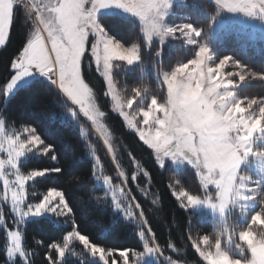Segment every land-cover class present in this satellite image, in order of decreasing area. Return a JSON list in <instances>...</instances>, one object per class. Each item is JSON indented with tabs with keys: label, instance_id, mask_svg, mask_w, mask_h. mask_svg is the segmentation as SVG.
Listing matches in <instances>:
<instances>
[{
	"label": "snow or ice",
	"instance_id": "1",
	"mask_svg": "<svg viewBox=\"0 0 264 264\" xmlns=\"http://www.w3.org/2000/svg\"><path fill=\"white\" fill-rule=\"evenodd\" d=\"M170 3L171 0H0V47L10 39L17 9L23 10L26 23L31 25L18 55L10 61L13 71L0 84V94L7 96L23 77L39 72L72 105L68 111L74 118L79 112L92 122L112 154L115 167L120 169L111 133L103 123L105 112L97 105L93 86L83 70L87 54L89 63L94 62L95 71L106 84L104 96L110 97L112 110L151 150L155 164L163 168L170 158L186 162L194 170L202 194L178 188V180L169 184L182 208L205 205L224 216L238 206L242 214L247 213L246 223L234 225L229 215L212 235L194 236L188 231L186 239L204 264H264V145L257 143L258 137H264V95L242 97L238 92L246 82L264 81V71H254L231 56L214 58L202 42L203 27L191 22L169 23L166 17ZM112 4L139 18V38L144 47L151 48L154 41L163 45L175 38L197 49L191 58L177 63L170 71H157L166 93L163 100L156 95L146 100L149 89L143 85L133 87L129 96H122L118 90L114 77V68L119 67L116 62L130 67L141 62L142 56L140 44L127 46L97 20L98 9ZM210 4L212 20L222 9L239 10L264 20V0H210ZM155 55L157 62H162V48ZM229 66L236 70L226 71ZM80 134L94 161L92 175L104 186L105 197L111 196L114 209L136 222L142 250L106 247L85 234L73 203L57 187H48L38 202H30V197L36 196L30 191L31 183L60 174L63 168L25 170L24 158L33 154L59 165L57 149L35 127L9 130L0 117V204L9 206L14 225L6 224L0 209V227L7 237L6 264H15L16 258L21 264H33L32 252L23 242V225L26 218L45 213L63 218V224L70 228L58 242L45 246L46 264H67V257L76 255L74 244L81 248V264L85 257L98 258L100 264H140L141 258L151 254L163 257L167 264H179L165 254L140 202L123 187L128 181L125 173L119 171L121 183L114 184L113 177L104 173L101 158L83 128ZM128 155L146 178L148 186L137 188L147 197L152 177L131 152ZM250 158L261 164L255 173L241 167ZM131 179H137L136 172ZM36 243L44 245L43 241ZM167 248L177 251L171 241ZM232 248L237 254H233Z\"/></svg>",
	"mask_w": 264,
	"mask_h": 264
},
{
	"label": "trees",
	"instance_id": "2",
	"mask_svg": "<svg viewBox=\"0 0 264 264\" xmlns=\"http://www.w3.org/2000/svg\"><path fill=\"white\" fill-rule=\"evenodd\" d=\"M212 10L213 5L210 4V0H178L172 6L168 21L174 24L191 22L203 27L205 33L201 37L202 42L209 45L216 57L231 56L254 71H264V38L252 37L233 25L218 27L211 34ZM98 20L110 35L126 43L127 46L133 43L141 45V62L130 67L122 62H116L119 67L114 68V77L121 95L129 96L133 87L143 85L149 89L146 100H150L151 95H156L163 100L166 93L157 79V71L160 69L170 71L177 63L186 62L193 56L196 49L175 38H169L163 45L154 41L151 48H146L139 38L142 37L139 22L122 13H103L99 15ZM26 38L27 29L15 15L10 39L6 46L0 48V84L9 78V74L13 71L10 61L18 55ZM161 48L162 62L158 63L155 53ZM83 70L91 86L101 95L104 89L102 79L88 70L85 63ZM238 92L242 97L264 95V81L246 82L240 86ZM70 107V103L65 100L60 91L44 77L31 78L14 87L7 96L0 94V117L7 122L9 129H19L23 126L35 127L42 138L57 149L59 165L45 157H30L25 166L27 168L52 166L63 168L60 174L38 178L35 183H31L30 191H34L36 196L30 199L38 201L48 187H57L58 190L64 191L66 197L73 203L77 211L78 223L85 234H89L92 239L106 247L141 250L142 242L137 235L136 222L130 218L126 219L119 211L114 210L110 198L104 195V186L92 175L94 161L80 134L81 128L95 146L97 155L100 156L101 163L106 165L105 170L108 174L114 173V166L105 156L96 136L78 116L74 118L70 115L68 111ZM114 128L121 140L122 149L120 148L117 158L121 170L128 177L126 187L140 202L149 226L156 233L158 242L164 246L165 254L177 256L167 248V243L171 241L179 252H184L178 253L179 256L192 257L195 252L186 239L189 230L194 236L212 235L217 228L222 227L229 215L234 225L247 222V214L243 216L236 208L231 213L226 211L221 218L182 208L176 197L172 195L169 184H175L178 180V188H185L193 194H202L194 170L189 166L174 168L169 164H165L163 168L160 167L155 164L151 150L144 146L132 132L125 130L122 122L116 117ZM129 152L140 161L141 167L149 171L152 177L147 197L137 188V185L148 186L142 173H138L135 182L131 179L136 166L129 159ZM118 179L113 177L114 181ZM153 200L157 202L153 204ZM68 230L70 228L63 224V218H57L55 215L26 219L23 225V242L32 252L33 264H46L45 246L51 242H58ZM6 240L5 230L0 227V264H6ZM36 241H43L44 245H38ZM230 250L234 255L237 254L234 248ZM73 251L76 255H69L67 264H81L79 244L75 245ZM15 264H21L19 258H16ZM84 264H100V262L85 257ZM143 264H163V261L157 259Z\"/></svg>",
	"mask_w": 264,
	"mask_h": 264
},
{
	"label": "rangeland",
	"instance_id": "3",
	"mask_svg": "<svg viewBox=\"0 0 264 264\" xmlns=\"http://www.w3.org/2000/svg\"><path fill=\"white\" fill-rule=\"evenodd\" d=\"M178 0H171V3H170V7H169V10H168V15L166 17V19L168 20L169 16L171 15L172 13V6L174 3H176ZM28 0H25V3H27ZM103 13H122L124 14L125 16H129V17H132L134 19H136L139 24H140V20L137 16H135L133 13H130L128 11H126L125 9L123 8H120V7H117L116 5L112 4V5H108L104 8H99L98 11H97V20H98V17L100 14H103ZM16 16L20 19V22L22 25H24L27 29V36L31 30V25L30 24H27L26 23V20H25V16H24V13H23V10L22 9H17V12H16ZM99 21V20H98ZM169 23H172L169 21ZM183 23V22H181ZM174 24V23H172ZM175 24H179V23H175ZM233 25L234 27H237L245 32H247L250 36L252 37H255V36H259L261 38H264V20H262L261 18L259 17H256V16H248L247 14L241 12V11H230L228 9H222L220 10V12L216 15L215 19L211 22V26H210V33L212 34L214 32V30L218 27H227V26H231ZM168 41V40H167ZM208 45V44H207ZM131 46V45H130ZM209 47V45H208ZM1 48V47H0ZM210 48V47H209ZM197 50V49H196ZM211 50V48H210ZM214 58H219V57H216L213 53V51L211 50ZM89 59L90 57L86 54V58L83 62V65L84 63L86 64L87 66V69L88 70H91L93 71L98 77H100L103 81V78L99 75V73H97L95 71V64L94 62L93 63H89ZM236 69L229 66L226 71H235ZM31 76H37V77H44L47 79V77L43 76L42 74H40L39 72H32L30 75ZM103 84H104V89H103V92L101 95H99V93L96 91V89L93 87L94 89V93L96 95V103L97 105L100 107V109L102 111L105 112V117L103 119V123L106 125L108 131L111 133V140H112V144H113V148L115 150V154L117 156V154H119V150L120 148L122 149L121 147V140L119 139V137L117 136V132L115 131V128H114V118H118L125 130L129 131V132H132L137 138H138V135L135 133V131L133 129H130L126 122L123 120V117H121L118 113L114 112L112 110V104H111V100H110V97H106L104 96V92L106 91V84L105 82L103 81ZM71 105V104H70ZM72 107V105H71ZM77 111H78V108H77ZM70 115H72V113L70 112ZM80 120L82 121V123L90 130V132H92L96 138L98 139V141L100 142L101 144V147L103 148V151L105 153V156L108 158V160L111 162L112 166L113 167V171L114 173H111V174H108L107 171L105 170L106 168V165H103L102 163V166L104 168V173L106 175H110L112 177H117L119 178L118 181H114L113 180V183L114 184H120L121 183V180L122 178L118 177V172L121 171V168L120 169H117L115 167V164L114 162L112 161V154L109 153L107 151V147L104 145L103 143V137H101L95 127L92 125V122L90 120L87 119V117H85L82 113H79L78 112V115H77ZM24 127V126H23ZM22 128V127H21ZM20 129V128H19ZM17 129V130H19ZM11 130V129H9ZM139 139V138H138ZM119 140V141H118ZM140 141V140H139ZM142 144L143 142L140 141ZM257 143L263 145L264 144V137H258L257 139ZM144 145V144H143ZM145 146V145H144ZM147 147V146H146ZM124 149V147H123ZM30 157H40V156H37V155H33V154H28L25 158H24V166H25V163L27 162V160L30 158ZM165 164H169L171 165L172 167L174 168H179V167H183V166H189L191 167L190 165H188L186 162H183V161H173L171 160L170 158L169 159H166L165 161ZM242 168L244 169H247L248 171L252 172V173H255L257 172L258 169L261 168V164L254 161L253 158H250L248 161H245L242 165H241ZM34 169L33 167H30V168H27L25 166V170H32ZM134 172L137 173L138 175V171L137 169H134ZM133 172V173H134ZM132 173V174H133ZM132 176V175H131ZM136 180H133V182H135ZM199 181V180H198ZM99 183V182H98ZM123 187L127 189L126 185H123ZM214 186H210V188H212ZM111 200V196L109 195L108 196ZM30 202L32 203H35V202H38V201H32L30 199ZM114 208V207H113ZM0 209L3 210L4 212V215H5V221H6V224L9 226V227H14L13 223H12V214L10 212V208L7 204H0ZM191 210H195V211H198L200 212L201 214H206V215H210V216H214V217H217V218H221V214L218 212V211H214L212 208L210 207H207L205 205H197V206H193L192 208H190ZM236 209H239V207L237 206ZM116 210V209H114ZM118 211V210H116ZM120 212V211H119ZM121 213V212H120ZM122 214V213H121ZM242 214V213H241ZM247 213H243L242 215L245 216ZM123 215V214H122ZM41 216H53V214H50V213H45V214H42ZM31 218H35V217H28L26 219H31ZM7 239V237H6ZM7 242V240H6ZM75 245H78V244H74L73 248H75ZM142 250V249H141ZM172 251V250H171ZM175 255L177 256H174L170 253H167L166 255H169L171 256L174 260H177L179 261V264H204L203 260L201 257H199L198 253L195 252L194 250V255L190 258H185L183 256H179L178 253L182 252L177 249V251H172ZM184 253V252H182ZM5 254H6V249H5ZM90 259H93V260H98V258H91L89 257ZM160 258L162 259L163 261V264H167V261L164 260L163 257H160L158 255H155V254H151V255H145L143 258H141L140 260V264H143L145 262H149V261H153V260H157ZM99 261V260H98Z\"/></svg>",
	"mask_w": 264,
	"mask_h": 264
},
{
	"label": "crops",
	"instance_id": "4",
	"mask_svg": "<svg viewBox=\"0 0 264 264\" xmlns=\"http://www.w3.org/2000/svg\"><path fill=\"white\" fill-rule=\"evenodd\" d=\"M33 77H37V76H26V77H23L20 81H18L17 82V84H16V86H18V85H20V84H22V83H25V82H27L28 80H30L31 78H33ZM15 86V87H16Z\"/></svg>",
	"mask_w": 264,
	"mask_h": 264
}]
</instances>
